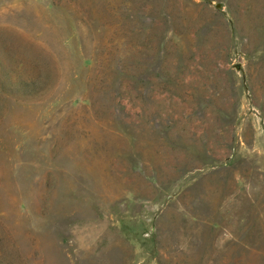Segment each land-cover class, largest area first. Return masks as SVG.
<instances>
[{"label":"rangeland","instance_id":"obj_1","mask_svg":"<svg viewBox=\"0 0 264 264\" xmlns=\"http://www.w3.org/2000/svg\"><path fill=\"white\" fill-rule=\"evenodd\" d=\"M0 264H264V0H0Z\"/></svg>","mask_w":264,"mask_h":264}]
</instances>
